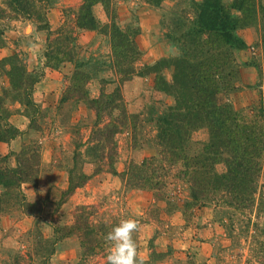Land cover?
I'll return each instance as SVG.
<instances>
[{
	"label": "rangeland",
	"instance_id": "374dc122",
	"mask_svg": "<svg viewBox=\"0 0 264 264\" xmlns=\"http://www.w3.org/2000/svg\"><path fill=\"white\" fill-rule=\"evenodd\" d=\"M205 2L218 6L227 21H235L234 34L243 41V49L224 43L220 31L206 30L201 25L199 6ZM84 3L85 0H52L48 6L52 31L71 25ZM142 3L157 10L158 32L150 29L153 21L149 17L139 15ZM92 11L97 28L81 31L78 40L87 31L95 35L86 45L78 41L80 49L74 61L56 68L69 65L70 75L65 76L60 90L47 98L43 96V105L36 102L35 91L45 80L46 69H52L47 65L57 57L56 50H49L51 57L47 60L48 31L38 30L39 23L14 19L13 12L0 0V105L8 112L2 114L0 125L27 128L19 129L17 153L0 155V169H15L18 154L27 162L26 168L33 166L30 172L39 179L38 189L31 183L23 188L28 202L39 209L37 221L25 223L19 231L11 227L7 232L0 224V264H106L105 234L100 233L95 249L87 252L79 232L72 229L75 210L85 205L96 206L91 220L105 223L108 231L121 219H137L141 229L134 238L144 264H264V156L254 189L255 203L241 209L220 204L188 205L190 190L184 180H176L173 190L164 192V200H156L152 191L130 187L120 175L132 161L140 164L157 155V120L175 105L172 88L180 86L176 83L181 81L177 67H182V59L186 65H204L209 82L232 86L219 94L221 104L231 105L250 119L263 116L258 121L264 125V0H101ZM142 23L149 28L144 40ZM112 25L119 27L128 40L130 36L134 39L139 52L135 68L146 72L145 67L150 66L151 74L121 83L115 63L124 69L132 62L117 60L113 55L111 30L105 27ZM38 32H44L45 41L34 44L38 42ZM151 45L157 47L153 46L149 54ZM83 62L88 64L81 69L90 75V82L82 89L87 92V101L69 98L77 65ZM53 80L49 77L47 84ZM117 89L121 90L128 114L139 116L135 133L132 122L128 124L131 129L122 130L118 121L122 125L123 120L117 110H108L110 114L104 111L96 125L97 112L91 100ZM29 100L31 105H26ZM111 122L123 132L115 136L117 175L103 172L94 176L58 205L74 168L72 178L76 176L77 180L82 173L90 175L98 165L108 162L105 134L101 131L99 136L95 131L104 130ZM210 137L208 127L197 129L192 134V151H199ZM92 146L103 147L104 151L90 152ZM216 171L227 172L225 157H221ZM208 214L219 231L215 235L210 232L211 247L205 250L201 243L207 234L203 228L210 221ZM22 215L20 211L5 213L1 222L6 216Z\"/></svg>",
	"mask_w": 264,
	"mask_h": 264
},
{
	"label": "trees",
	"instance_id": "16d2710c",
	"mask_svg": "<svg viewBox=\"0 0 264 264\" xmlns=\"http://www.w3.org/2000/svg\"><path fill=\"white\" fill-rule=\"evenodd\" d=\"M146 1L152 2V0ZM51 2L52 0H4L5 6L13 12L14 19H26L32 23H39L38 30L48 31L47 60L51 57L50 49L56 50L57 57H53L54 61L48 62L47 66L56 69L63 63L74 61L76 51L80 49L78 46L79 33L97 28L98 22L92 9L101 0H85L73 23L66 24L65 27H60L56 31H52L48 20V6ZM199 9L201 25L206 30H218L225 38L224 43L231 44L236 49L244 48L243 41L234 34L237 25L232 23L235 21L229 18L227 21L221 14L222 12H219L218 6L205 2L204 5L199 6ZM105 27L111 30L113 55L117 60L122 59L126 63L129 60L132 62L124 69L119 68L115 63V72L121 76V83L130 81L135 76L144 77L151 74L150 68L152 69V67L150 66L145 67L144 71L146 72H139L134 66L139 56L134 39L131 36L130 40L125 38L123 31L116 25ZM2 45L3 43L0 42V48ZM181 62L182 67H177L181 81L176 82L180 86L172 88L175 105L169 107L157 120V144L159 145L157 155L145 158L140 164L132 161L120 174L121 178L130 187L152 191L156 200H164V192L168 193L173 190L172 187L176 180H184L190 190L191 201L188 202V205L206 207L211 204H220L240 209L251 207L255 203V186L260 177L264 156V125L258 121L263 116L250 119L244 113L234 111L231 105L221 104L218 100L219 94L222 90L232 89V86H221L209 82L210 75L206 73L204 65L194 67L186 65L183 59ZM82 64L77 65L72 79L74 86L69 98L87 101V92L82 89L87 87L90 82V75L81 69L88 63L83 62ZM199 77H201L200 81ZM30 103L29 100L26 105H31ZM91 104L97 112L96 125L100 124V116L104 111L108 112L109 110L112 113L117 110L123 120L122 125L121 120L118 121L122 130L131 129L128 124L132 122L133 133L137 132L135 121L139 116L128 114L120 89L112 94L103 93L99 99L91 100ZM0 112V119L3 120L2 114L8 112H4L1 105ZM112 122L107 124L103 128L104 130L95 131L99 136H101L99 133L101 131L105 134L108 142V162L98 165L90 175L82 173L77 180H75L76 176L72 178L74 168L71 171L69 187L62 192V198L57 203L58 205H63L68 195L82 188L94 176L103 172L116 174L115 163L118 158V146L115 136L123 132ZM202 127L210 129V141L203 144L199 151H192V134ZM20 134L19 129L8 123L0 125V142L15 140ZM89 149L90 152L104 151L103 147L98 148V146H92ZM16 156L18 158L15 169L10 167L0 169V186L3 187L0 190V224L1 217L5 213L20 211L28 216L39 214V209L34 203L28 202L23 191V186L27 183H31L38 189L39 179L30 172L33 171V166L26 168L27 162L20 160L21 155L17 154ZM222 156L225 157L227 172L219 174L216 171V165ZM34 208L36 211H33ZM96 212V206L85 205L77 208L73 214L72 229L79 232L81 244L87 249V252L95 249L99 234L104 236L109 230L105 223H94L91 220ZM98 225L101 227L99 228ZM57 241L58 239L55 242Z\"/></svg>",
	"mask_w": 264,
	"mask_h": 264
},
{
	"label": "crops",
	"instance_id": "0c3cea01",
	"mask_svg": "<svg viewBox=\"0 0 264 264\" xmlns=\"http://www.w3.org/2000/svg\"><path fill=\"white\" fill-rule=\"evenodd\" d=\"M131 4H132V2H131ZM127 5H129V4H127ZM133 5H135V3H133ZM141 6L142 7L138 9L139 15L143 14V18L149 17V19H151V22L153 21V25L150 29L151 30L153 29V32H155V33H156V31L158 32L157 24L159 23L160 18H159V15L157 13V10L153 9V6H146V4H143ZM142 27H143V35L141 34L142 35L141 38H143V40H144V37L146 36V33L149 30V28H148V30L146 29L145 23H142ZM35 33H36V31H35ZM37 35L39 36V39H38V42H36L34 44H40V42L45 41L44 32H38ZM93 35H95V33L87 31V32H85L79 36L78 41L81 45H86L89 43L88 39L89 38L91 39L93 37ZM154 38H155V40L158 39L157 34L154 36ZM153 46L151 45L149 54H152L154 47L155 48L157 47V45H155L154 47ZM68 67H70V66L67 65V67H65L63 65L59 69H53V68L52 69H46V78H45V80H43L42 82L39 83V85L37 86V90L35 91V100L37 103L44 105L45 99L43 98V96H45L47 98V96L52 95L53 91L56 92V91L61 89V87L64 84L65 76L70 75L71 69H69ZM49 77L54 78V80L50 84H47ZM17 116H20V115H17ZM19 129H21V131L27 130V128H23V127H20ZM24 134H23V136H26V133H24ZM19 139H20V137H19ZM18 142H19L18 139H15V140L11 141L10 143L0 142V155H2L3 157H6V155L9 154L10 151L17 153L18 149L15 147L18 144ZM24 187L25 186H23V188ZM37 216L33 217V216H28V215H26V216L22 215L19 218L15 217V216H6L5 218H2L3 221L1 222L2 227L4 229L3 231L7 232L8 229L11 227H13L17 231L22 230L23 225L25 223L32 224L35 221H37V218H38ZM208 216L210 218V221H208L209 223H207V227L203 228V231L207 234H205L203 236V241H202L203 243H201L204 247L203 249H205V250H207L209 247H211V244L209 242V241H211L210 237L211 236L213 237V235H215V232L219 231V228L216 226V224L211 221V216L209 214H208ZM9 224H11V225H9ZM210 232H212L213 235H211Z\"/></svg>",
	"mask_w": 264,
	"mask_h": 264
},
{
	"label": "clouds",
	"instance_id": "9594fccd",
	"mask_svg": "<svg viewBox=\"0 0 264 264\" xmlns=\"http://www.w3.org/2000/svg\"><path fill=\"white\" fill-rule=\"evenodd\" d=\"M43 192V190H42ZM141 229L139 221L133 217L121 219L104 236L106 242V264H144L138 252L134 235Z\"/></svg>",
	"mask_w": 264,
	"mask_h": 264
}]
</instances>
